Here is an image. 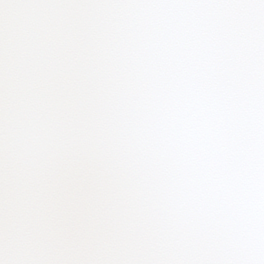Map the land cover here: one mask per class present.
Here are the masks:
<instances>
[{
  "label": "snow or ice",
  "instance_id": "6c2138e0",
  "mask_svg": "<svg viewBox=\"0 0 264 264\" xmlns=\"http://www.w3.org/2000/svg\"><path fill=\"white\" fill-rule=\"evenodd\" d=\"M0 264H264V0H0Z\"/></svg>",
  "mask_w": 264,
  "mask_h": 264
}]
</instances>
